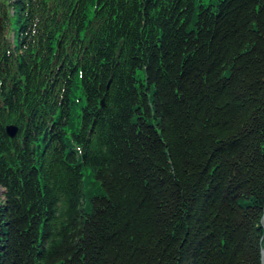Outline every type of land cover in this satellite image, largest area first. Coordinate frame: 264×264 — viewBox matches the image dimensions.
<instances>
[{
  "label": "trees",
  "instance_id": "16d2710c",
  "mask_svg": "<svg viewBox=\"0 0 264 264\" xmlns=\"http://www.w3.org/2000/svg\"><path fill=\"white\" fill-rule=\"evenodd\" d=\"M0 28V264L260 263L264 0H8Z\"/></svg>",
  "mask_w": 264,
  "mask_h": 264
},
{
  "label": "water",
  "instance_id": "95a60500",
  "mask_svg": "<svg viewBox=\"0 0 264 264\" xmlns=\"http://www.w3.org/2000/svg\"><path fill=\"white\" fill-rule=\"evenodd\" d=\"M100 104L103 105V102L101 101ZM5 131H6V134L10 138H14L18 132V129L16 126L10 125V126H7L5 128ZM262 220L264 222V209H263ZM259 264H264V241H263V245H262L261 250H260V263Z\"/></svg>",
  "mask_w": 264,
  "mask_h": 264
},
{
  "label": "rangeland",
  "instance_id": "374dc122",
  "mask_svg": "<svg viewBox=\"0 0 264 264\" xmlns=\"http://www.w3.org/2000/svg\"><path fill=\"white\" fill-rule=\"evenodd\" d=\"M0 3L5 5L6 7L8 6V0H0ZM1 189H0V200H2V190ZM263 224H264V222H263Z\"/></svg>",
  "mask_w": 264,
  "mask_h": 264
}]
</instances>
